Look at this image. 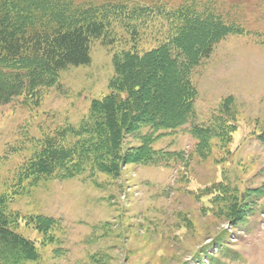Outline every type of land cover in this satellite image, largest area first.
Wrapping results in <instances>:
<instances>
[{"label": "rangeland", "instance_id": "374dc122", "mask_svg": "<svg viewBox=\"0 0 264 264\" xmlns=\"http://www.w3.org/2000/svg\"><path fill=\"white\" fill-rule=\"evenodd\" d=\"M159 1L177 7L186 0ZM215 1L245 18L249 34L226 37L193 70L192 123L209 125L221 103L232 99L237 128L231 137L213 138L208 154L196 153L189 123L158 133L153 148L172 155H160L157 165L129 163L119 177L87 171L26 187L10 210L59 223L45 235L19 222L18 232L39 250V258L25 264H264V192L247 194L264 186L258 139L264 132V0ZM113 36V45L92 43L89 65L63 71L58 85L41 90L39 105L24 96L0 105V194L9 193L42 139L65 126L78 128L92 102L110 93L115 53L133 49L124 29ZM149 42L140 40L137 49L153 48ZM149 131L128 137L123 152L141 145L137 138ZM245 194V211L233 223L230 207Z\"/></svg>", "mask_w": 264, "mask_h": 264}, {"label": "trees", "instance_id": "16d2710c", "mask_svg": "<svg viewBox=\"0 0 264 264\" xmlns=\"http://www.w3.org/2000/svg\"><path fill=\"white\" fill-rule=\"evenodd\" d=\"M245 22L215 0H186L177 7L159 0H0V105L21 96L39 105L41 90L58 85L63 71L91 63L94 41L113 45L117 27L133 44L132 50L114 55L110 93L92 102L78 128L65 126L42 139L37 152L19 168L9 193L0 194V264L39 258L36 242L18 232L21 220L45 235L57 225L53 218H23L10 210L26 187L87 171L119 177L129 163L157 165L160 155L171 154L153 148L158 133L189 123L196 153L208 154L213 138L231 137L237 128L232 99L221 103L209 125L192 123L198 97L192 73L226 37L249 34ZM143 39L153 48L137 49ZM144 127L150 131L137 138L141 145L123 152L125 140L138 137ZM258 139L264 144V132ZM247 194L236 197L230 207L233 223L241 220Z\"/></svg>", "mask_w": 264, "mask_h": 264}]
</instances>
